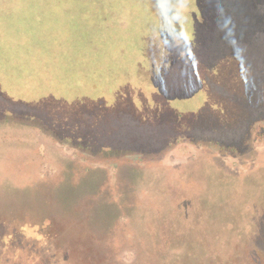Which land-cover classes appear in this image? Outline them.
I'll list each match as a JSON object with an SVG mask.
<instances>
[{"label":"rangeland","instance_id":"rangeland-1","mask_svg":"<svg viewBox=\"0 0 264 264\" xmlns=\"http://www.w3.org/2000/svg\"><path fill=\"white\" fill-rule=\"evenodd\" d=\"M0 264H264V0H0Z\"/></svg>","mask_w":264,"mask_h":264},{"label":"trees","instance_id":"trees-1","mask_svg":"<svg viewBox=\"0 0 264 264\" xmlns=\"http://www.w3.org/2000/svg\"><path fill=\"white\" fill-rule=\"evenodd\" d=\"M65 35L62 36V38H64ZM56 39H54L55 41ZM58 42L59 40H56L55 41V45L58 46ZM85 172L88 174V173H91L93 171L91 170H85ZM82 183V182H81ZM81 183L79 184V186H75V189L74 191L72 192L73 195H71L72 197H74V194L78 195V192L79 191H76V188H80V185ZM60 196V195H59ZM100 205V204H99ZM97 207L95 206H92L87 212H86V217L88 215V218L87 220H89L90 223H94V216H96V214L93 216V214L95 213V210H96ZM113 211L115 210V207H112ZM82 216V214H81ZM108 221V220H107ZM48 223V224H47ZM46 224H44V228H46L48 230V233L46 234V237L48 239H52V243L54 242H57L55 244H57V246H55V248L53 247V250L52 252L55 251V249L57 250V254H59L61 256V258L65 259V260H70V256L74 253V256H73V261L74 260H77L78 256H76V252L78 250V246H79V243L77 242V240L71 238L69 239L68 241H65V238L62 234V232H60L61 230H59L58 232L55 230V226L53 225L54 223H52V221L50 220L49 222L47 221ZM178 231V230H177ZM97 232V231H96ZM178 233H181V235H184V232L182 230V232H179ZM107 234V233H106ZM73 235H76V233L74 232ZM65 236H67L65 234ZM64 241V242H63ZM63 242V243H62ZM61 243V244H60ZM52 246V245H51ZM50 246V247H51ZM55 257V255H54ZM53 258V257H52Z\"/></svg>","mask_w":264,"mask_h":264}]
</instances>
